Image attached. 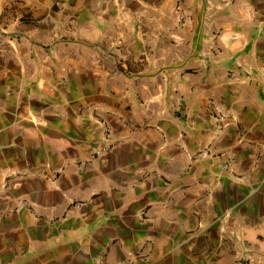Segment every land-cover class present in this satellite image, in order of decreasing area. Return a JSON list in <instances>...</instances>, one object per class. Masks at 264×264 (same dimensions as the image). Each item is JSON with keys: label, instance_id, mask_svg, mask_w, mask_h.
I'll list each match as a JSON object with an SVG mask.
<instances>
[{"label": "crops", "instance_id": "obj_1", "mask_svg": "<svg viewBox=\"0 0 264 264\" xmlns=\"http://www.w3.org/2000/svg\"><path fill=\"white\" fill-rule=\"evenodd\" d=\"M0 264H264V0H0Z\"/></svg>", "mask_w": 264, "mask_h": 264}, {"label": "built area", "instance_id": "obj_2", "mask_svg": "<svg viewBox=\"0 0 264 264\" xmlns=\"http://www.w3.org/2000/svg\"><path fill=\"white\" fill-rule=\"evenodd\" d=\"M180 19H183V17L180 16ZM108 150H109L108 147L103 148V149L99 152V155H101V154H103V153H106ZM223 169H226V170L231 169V163H230V161H228V162H226L225 164H223Z\"/></svg>", "mask_w": 264, "mask_h": 264}]
</instances>
